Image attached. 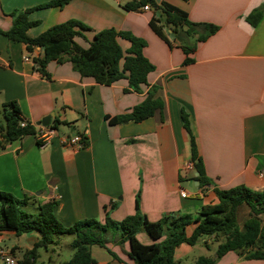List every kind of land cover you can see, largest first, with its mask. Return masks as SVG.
Wrapping results in <instances>:
<instances>
[{
	"label": "crops",
	"instance_id": "0c3cea01",
	"mask_svg": "<svg viewBox=\"0 0 264 264\" xmlns=\"http://www.w3.org/2000/svg\"><path fill=\"white\" fill-rule=\"evenodd\" d=\"M52 1L0 0V29L12 27L15 11L32 9L29 18L39 24L28 29L30 37L68 20L89 28L85 37H76L84 48L98 31H127L146 41L144 54L155 69L140 91L131 89L126 78L110 85L97 83L83 76L68 56L48 62L44 73L34 60L43 57L40 47L29 53L23 42L0 33V124H4L3 105L9 101L18 103L22 117L35 123L36 132L38 121L58 112L51 121L58 134L50 143L41 145L31 134L0 146V191L29 197L26 210L33 212L55 199V216L70 226L89 218L104 221L107 214L121 221L136 212L138 194L141 213L158 221L167 213L196 215L203 205L218 203L215 188L245 185L264 190V12L256 25L247 20L264 0H155L184 10L192 22L219 26L204 41L198 40L202 28L190 35L184 26L176 33L153 7L126 10L123 6L131 0H68L47 6ZM152 18L169 41L151 28ZM119 43L123 49L130 47L125 39L119 38ZM184 46L195 49L187 55ZM73 54L79 55L80 49ZM153 85L159 87L162 109L138 122L109 123L106 116L130 112ZM184 114L191 134L184 126ZM79 132L86 137L82 148L62 145L61 135ZM191 136L209 181L204 186L196 179L195 166L184 167L186 161L194 164ZM249 215L250 207L242 204L239 225ZM137 234L144 244L155 242L144 228ZM64 235L74 239L63 234L60 240ZM107 237L108 247L133 264L129 243H119V236ZM39 238L37 231L20 236L3 232L0 248L15 247L12 253L19 259ZM210 238L214 236L201 241ZM186 244L176 249L178 262V250L189 253L194 248ZM95 246L91 251L97 264H119L105 248ZM245 255L228 251L214 264H264V259Z\"/></svg>",
	"mask_w": 264,
	"mask_h": 264
},
{
	"label": "trees",
	"instance_id": "16d2710c",
	"mask_svg": "<svg viewBox=\"0 0 264 264\" xmlns=\"http://www.w3.org/2000/svg\"><path fill=\"white\" fill-rule=\"evenodd\" d=\"M68 0H53L47 6L62 5ZM145 4H150L155 11H159L166 23L174 32H179L187 26L188 34L195 32L197 27L204 30L198 37L204 41L208 36L218 31L219 26L212 23H195L188 18V14L169 3H156L155 0H131L124 4L126 10H138ZM32 9L18 10L13 13V25L9 30L0 33L13 41L23 42L29 53L36 47L43 50V57H34L42 72L46 73V66L50 61H62L68 56L79 68L83 76L93 77L97 83L110 85L115 81L126 78L129 87L140 91L143 84H148V74L155 66L144 54L146 41L127 31L104 29L96 32L88 47L84 48L76 42V37H85L84 31L89 28L77 20H68L56 24L37 37H30L28 29L39 24L29 18ZM264 6L253 11L247 20L256 25L262 17ZM151 28L164 40L169 41L162 27L155 20H150ZM119 38L130 42V47L123 49ZM75 48L80 54L75 55ZM195 48L184 46L188 55ZM190 59L186 58V62ZM48 76V75H47ZM159 87L153 85L145 100L136 105L130 112L117 116H106L110 124H121L129 121H141L155 114L164 106L163 100L157 95ZM4 107V124H0V146L14 142L26 135L35 134L33 125L22 126L25 120L16 101H9ZM184 126L191 134L190 126L185 114ZM192 160L196 171V179L204 186L209 181L205 174V167L198 145L191 136ZM218 203L203 205L196 214L167 213L158 221H150L143 215L139 207L138 194L136 197V212L126 216L121 221L112 219L109 214L104 221L89 218L78 220L70 226L62 225L54 214L57 204L55 199L40 204L36 212H28L26 206L30 198H18L10 192L0 191V234L13 232L16 236L37 231L39 240L33 248L24 252L17 264H36L37 249L46 247L63 234L74 236L72 247L74 254L69 261L61 264H97L92 255V246L105 248L119 264H129L121 259L108 247L110 234L115 240L119 236V243L128 242L130 250L128 257L133 264H179L176 259V249L183 243L196 245L207 236H223L224 240L218 245L216 257L199 256L195 264H214L228 251L246 252L248 258L264 259V190L255 191L245 185L227 189L215 188ZM242 204L250 207V215L240 227L238 209ZM141 228L155 240L151 244H144L137 238ZM120 232V234L118 233ZM206 242V241H205ZM16 248L11 252L15 253Z\"/></svg>",
	"mask_w": 264,
	"mask_h": 264
},
{
	"label": "rangeland",
	"instance_id": "374dc122",
	"mask_svg": "<svg viewBox=\"0 0 264 264\" xmlns=\"http://www.w3.org/2000/svg\"><path fill=\"white\" fill-rule=\"evenodd\" d=\"M27 211L33 212L30 209H27ZM243 222L244 221L240 222V226L242 227L244 225ZM118 233L120 234V232ZM60 239H61L60 237H57L55 242H53L52 244L46 247L41 246L37 249L38 259L36 264H61L63 262L69 261L72 258L74 254V249L72 247L73 238L69 235H64L62 237V240ZM223 240H224L223 236H218V237L215 236L213 239L211 238L208 239L206 243L202 241L198 242L196 245H194L193 250L189 253L184 252L183 250L185 249L178 250V254L180 256L179 264H195L199 256L215 255L219 243ZM185 247H190V246L186 244ZM95 248L98 250L101 249L98 246H95Z\"/></svg>",
	"mask_w": 264,
	"mask_h": 264
},
{
	"label": "built area",
	"instance_id": "2783aa9c",
	"mask_svg": "<svg viewBox=\"0 0 264 264\" xmlns=\"http://www.w3.org/2000/svg\"><path fill=\"white\" fill-rule=\"evenodd\" d=\"M118 3H122L124 0H116ZM142 10H150L151 5L150 4H145L142 8ZM25 59H29V57H25ZM22 126H27V125H35V123H30L27 120H23L21 122ZM58 132L56 127L53 125H48V126H42L39 125L38 131L35 133L38 141L40 142L41 145H46L51 142L52 138L57 136ZM61 143L64 146H69L73 147L75 149L82 148L86 144V137L84 133H74L72 136H67V135H61ZM184 167L186 170L192 169L194 167L193 162L191 161H186L184 164ZM183 197L188 196V192L186 190H182L181 192ZM0 259L3 260L4 264H17L18 259L17 257L8 249L6 248H0Z\"/></svg>",
	"mask_w": 264,
	"mask_h": 264
},
{
	"label": "water",
	"instance_id": "95a60500",
	"mask_svg": "<svg viewBox=\"0 0 264 264\" xmlns=\"http://www.w3.org/2000/svg\"><path fill=\"white\" fill-rule=\"evenodd\" d=\"M58 112H55L54 114H49L45 117H43L40 121L37 122V125H42V126H48L51 124L52 118L54 117V115H57Z\"/></svg>",
	"mask_w": 264,
	"mask_h": 264
}]
</instances>
